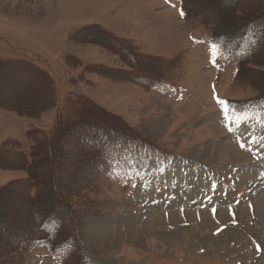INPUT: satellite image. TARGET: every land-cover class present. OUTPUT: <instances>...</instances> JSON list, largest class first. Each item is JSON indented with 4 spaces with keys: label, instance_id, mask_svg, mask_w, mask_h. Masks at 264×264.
Returning a JSON list of instances; mask_svg holds the SVG:
<instances>
[{
    "label": "rangeland",
    "instance_id": "obj_1",
    "mask_svg": "<svg viewBox=\"0 0 264 264\" xmlns=\"http://www.w3.org/2000/svg\"><path fill=\"white\" fill-rule=\"evenodd\" d=\"M184 5L0 0V97L14 104L0 106V154L13 158L0 166V210L14 222L0 264H58L14 236L31 224L28 199L53 187L88 264H264V111L247 103L264 59L243 66L210 27L216 13L201 22ZM8 61L37 67L50 91L39 74L22 104ZM88 114L131 134L109 143L121 150L110 170L97 158L83 168L102 140L80 123Z\"/></svg>",
    "mask_w": 264,
    "mask_h": 264
},
{
    "label": "trees",
    "instance_id": "obj_2",
    "mask_svg": "<svg viewBox=\"0 0 264 264\" xmlns=\"http://www.w3.org/2000/svg\"><path fill=\"white\" fill-rule=\"evenodd\" d=\"M183 1H185L186 4L184 5V7H191V9L195 12V18L200 20L201 22L205 20V15L207 16L211 13V11H214L216 13L217 16L215 17V19H212L214 20V23L211 24L210 27H212V30L217 29L215 30V32L225 42H228L234 46L235 54L237 52V49H239L238 53L235 56L239 61H241L243 66H250V64H253L255 60L260 58L264 59V0ZM259 3L263 5V8H261L260 10L255 6L259 5ZM247 6H253V9L250 7L252 12L251 15H249L247 18H244L243 20H239L237 12L244 10ZM224 13L226 14L225 18H223ZM219 17L220 20H222L223 18V21H228H226L227 24L222 28H220V25L218 24ZM230 22L232 24H230ZM9 65H11V67H9ZM6 66H8V68L6 67L5 69V71L8 72L7 76L11 78V76L13 75V77L11 78V84L15 87L14 90L21 89L17 86L23 83V81L26 82L24 85L26 87H23V89H21L22 92L18 91L20 93L18 99L23 104L27 101L26 96L30 94L31 89H37L38 82L40 80L39 74H41L42 72L37 67L26 62L8 61L6 63ZM17 71L20 73H18ZM41 75L44 83L46 84V87L49 86V77L47 75ZM255 84L259 85L257 87L260 94L249 100L247 103L250 104L249 106H254L256 109L264 111V83H262V81H257ZM1 85L5 87L4 83L0 81V95L3 89ZM9 89H11V87ZM47 89L50 91L51 88L47 87ZM4 101L5 102H3L0 97V106H14V104H11L12 102L8 101V99ZM27 108L28 106L24 105L20 108L17 107L16 111H18V114L23 115L27 113V111H29V109ZM80 123L83 124V126L86 125L89 128L96 129V131L100 132L102 136L101 142H98V144L100 145L97 144L99 149L95 148L93 151H87V158L84 157L86 163L84 164L85 167L83 168L90 167L93 165V163L97 164V162L94 160L95 158H97V161L99 163H104L107 170H110L113 166L110 161L116 157L121 156V150H116V145L111 146V144L109 143L117 144L118 139L125 136L127 140V136L131 134L124 133L123 128L120 125L107 123V121H101L92 114H90V116L89 114L84 115L83 121H81ZM79 132H82V129ZM97 152H99L100 154L98 157L96 155ZM9 158L12 157L0 154V166L2 168H4L5 166L11 167L6 164V162L9 161ZM30 164L31 166L27 168L28 177L32 179V184H36L37 186V182L35 180L36 176L34 172L36 171L39 163L34 162ZM38 169L40 168L38 167ZM54 177L55 176H51L52 181L54 180ZM36 179L37 181H40L38 180V177ZM56 191L57 190L53 187L50 188L47 194H38L35 198L28 199L27 204H30L31 207L30 213L28 214L31 217V224L27 226L26 232L24 234H22L20 230H15L16 233L14 236L20 237L23 235L25 240L28 242V245L31 243L32 245H36L37 247L46 246L48 251H50V254H52V256L56 258L58 264H87V255L79 253L77 236L73 234V232H71L72 225L74 224L72 221V217H74V215L72 214L73 209L68 201H64L60 195L59 197L57 196ZM2 198L3 196L0 193V201L3 200ZM0 216H3L5 218L4 221L0 220V229H2L0 231L10 232L11 223L14 222L10 220L11 223H9L7 217H5L6 215L3 210H0ZM66 233L69 234L66 235ZM63 236L64 238H61ZM19 253L21 254V256H24L23 248L21 249V251H19Z\"/></svg>",
    "mask_w": 264,
    "mask_h": 264
}]
</instances>
